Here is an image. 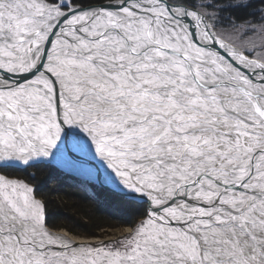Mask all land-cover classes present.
Here are the masks:
<instances>
[{
  "label": "snow or ice",
  "instance_id": "obj_1",
  "mask_svg": "<svg viewBox=\"0 0 264 264\" xmlns=\"http://www.w3.org/2000/svg\"><path fill=\"white\" fill-rule=\"evenodd\" d=\"M85 158L113 239L30 183ZM0 264H264V0H0Z\"/></svg>",
  "mask_w": 264,
  "mask_h": 264
},
{
  "label": "trees",
  "instance_id": "obj_2",
  "mask_svg": "<svg viewBox=\"0 0 264 264\" xmlns=\"http://www.w3.org/2000/svg\"><path fill=\"white\" fill-rule=\"evenodd\" d=\"M44 170L46 168L38 171L39 187L46 185L48 179ZM99 191L104 198H101V204L98 206L77 195L66 193L63 189L57 191L61 202L52 198L54 195L51 191L41 192V196L46 200L47 225L53 228H66L81 236H97L101 230L117 224L130 225L128 221L132 217L128 210L110 193Z\"/></svg>",
  "mask_w": 264,
  "mask_h": 264
},
{
  "label": "rangeland",
  "instance_id": "obj_3",
  "mask_svg": "<svg viewBox=\"0 0 264 264\" xmlns=\"http://www.w3.org/2000/svg\"><path fill=\"white\" fill-rule=\"evenodd\" d=\"M252 22L254 25L259 24L258 20H255L253 18ZM245 31V29L242 27L238 31H233L227 24V22L218 25L217 32L219 35L222 36V38L225 39L227 43H230L234 45L237 48H243L245 45H250L251 43H255L257 45V48L259 49V45L262 43L261 36L258 33H251L249 32L246 36L242 35V33ZM49 169V170H48ZM77 169L67 170L66 168H62L60 166H52L50 168H46L45 173L47 176L46 185H41L39 187L38 185V176L39 173L33 169L32 171L37 172V178L35 181H30L33 185L36 187V196L38 199L46 200L41 196V192H45L46 190H49L53 193L54 199H56L57 202H61L60 195L57 193L58 190L63 189L66 193L72 195H77L80 198H84L87 201H90L94 205H100L101 204V198L103 199V194L97 189L101 188L100 184L96 182L94 179H90L86 177L85 175L80 174L81 171H76ZM21 178H23V174H21ZM40 188V189H39ZM43 189V190H42ZM104 193L108 192L104 187H102ZM42 190V191H41ZM39 191V192H38ZM109 193V192H108ZM46 205V203H45ZM63 212V211H62ZM45 226L55 232H63L67 233L69 235H72L73 237H79L82 239H90L95 241L96 239H113L122 233H124L130 225H114L112 228H105L101 230L97 236H85V235H78L74 234L70 230L66 228H53L47 225V208H46V217H45Z\"/></svg>",
  "mask_w": 264,
  "mask_h": 264
},
{
  "label": "bare ground",
  "instance_id": "obj_4",
  "mask_svg": "<svg viewBox=\"0 0 264 264\" xmlns=\"http://www.w3.org/2000/svg\"><path fill=\"white\" fill-rule=\"evenodd\" d=\"M216 48L218 50H220L221 52H223V49H219V45L217 44L216 45ZM62 168H66L67 170H71L72 169H77L75 170L76 171H81L80 174L83 173V175H85L86 177L90 178V179H94L91 175V172L90 170L94 167V162H88L87 159H81L80 161H74L73 163L71 164H68V165H65V166H60ZM95 180V179H94ZM101 186V185H100ZM98 190H103L102 187L101 188H97ZM104 203L106 204L107 201H104ZM50 230V229H49ZM52 231V230H50ZM52 232H55V231H52ZM55 233H63V232H55Z\"/></svg>",
  "mask_w": 264,
  "mask_h": 264
}]
</instances>
